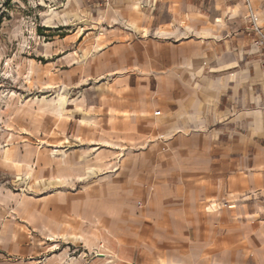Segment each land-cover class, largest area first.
<instances>
[{
	"label": "rangeland",
	"instance_id": "374dc122",
	"mask_svg": "<svg viewBox=\"0 0 264 264\" xmlns=\"http://www.w3.org/2000/svg\"><path fill=\"white\" fill-rule=\"evenodd\" d=\"M93 1L76 19L68 0H0V264H105L90 238L107 224L81 205L163 138L154 112L175 84L158 78L182 49L112 27ZM142 207L116 210L131 222Z\"/></svg>",
	"mask_w": 264,
	"mask_h": 264
},
{
	"label": "crops",
	"instance_id": "0c3cea01",
	"mask_svg": "<svg viewBox=\"0 0 264 264\" xmlns=\"http://www.w3.org/2000/svg\"><path fill=\"white\" fill-rule=\"evenodd\" d=\"M76 3L68 0V17L81 19ZM253 4L264 30V0ZM107 6L102 18L112 27L175 41L182 54L163 60L174 71L158 78L175 84L154 112L163 138L136 157L106 199L81 205L94 223L107 224L104 235L99 230L90 238L97 260L264 264V47L253 42L243 0H114ZM134 197L143 207L130 222L116 209ZM129 228H138V240L128 238Z\"/></svg>",
	"mask_w": 264,
	"mask_h": 264
},
{
	"label": "built area",
	"instance_id": "2783aa9c",
	"mask_svg": "<svg viewBox=\"0 0 264 264\" xmlns=\"http://www.w3.org/2000/svg\"><path fill=\"white\" fill-rule=\"evenodd\" d=\"M106 5H109L114 0H103ZM247 8V20L251 24L253 29L254 38L253 42L257 45L264 47V30L257 20L256 9L253 4V0H243Z\"/></svg>",
	"mask_w": 264,
	"mask_h": 264
}]
</instances>
